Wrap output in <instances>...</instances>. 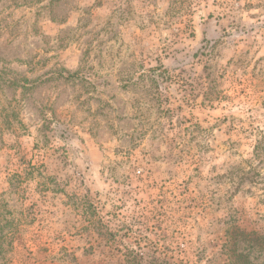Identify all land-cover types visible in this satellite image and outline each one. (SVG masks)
I'll use <instances>...</instances> for the list:
<instances>
[{"label": "rangeland", "instance_id": "obj_1", "mask_svg": "<svg viewBox=\"0 0 264 264\" xmlns=\"http://www.w3.org/2000/svg\"><path fill=\"white\" fill-rule=\"evenodd\" d=\"M259 142L264 0H0V264H264Z\"/></svg>", "mask_w": 264, "mask_h": 264}, {"label": "trees", "instance_id": "obj_2", "mask_svg": "<svg viewBox=\"0 0 264 264\" xmlns=\"http://www.w3.org/2000/svg\"><path fill=\"white\" fill-rule=\"evenodd\" d=\"M262 148H264L263 146H262V142H259L258 143V145H257V147H256V149H257V153H258V150H260V149H262ZM258 248H259V250H261V251H264V236H262V237H259L258 239ZM245 257V258H244ZM246 257H247V255L246 256H244V255H239L238 256V262H240V261H243L242 259H246ZM136 262V259H134L133 260V262H132V264L134 263V264H166V263H160V262H147V261H143V262H137V263H135ZM249 262V261H248ZM240 264H246V262H245V260L243 261V262H241Z\"/></svg>", "mask_w": 264, "mask_h": 264}]
</instances>
